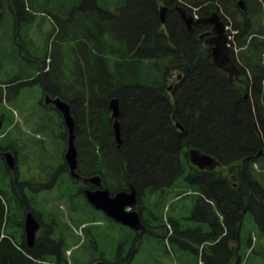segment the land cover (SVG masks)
<instances>
[{
    "label": "trees",
    "instance_id": "obj_1",
    "mask_svg": "<svg viewBox=\"0 0 264 264\" xmlns=\"http://www.w3.org/2000/svg\"><path fill=\"white\" fill-rule=\"evenodd\" d=\"M240 1L0 0V28L12 22L9 45L20 50L23 62L19 76L9 74L2 60L14 54L9 55V46L0 50V119L9 127L0 131V264H92L100 251L96 233L84 228L86 243L69 257L80 242L69 227L99 220L119 230L112 240L115 258L99 259L115 264L125 257L122 261L131 262L143 249L138 235L128 252L133 231L95 210L84 195V189L93 187L70 176L65 150L37 138L51 141L62 135L66 146L69 135L67 129L63 132L61 113L38 99L20 104L23 120L16 121L13 107L33 86L69 103L81 178L101 176L111 195L133 185L141 198L149 192L171 194L181 179L189 184L191 199L182 217L189 215L200 225L180 230L169 219L171 229L166 228L164 237L174 253L194 255L196 264H244L251 255L245 250H252L251 258L264 251L251 245L253 233L243 239L248 217L264 235V0H243L244 9ZM163 6L168 8L165 23ZM178 7L189 13L197 8L200 19L218 13L232 24L239 53L231 49L230 55L242 82L232 81L213 64L211 49L200 39L211 25H195L190 32ZM36 21L46 37L35 62L31 25ZM48 21L49 31L44 29ZM113 99L120 105V148L109 110ZM22 122L34 127V134ZM193 148L213 156L226 170H198L189 158ZM11 151L17 156L14 173L4 157ZM175 201L170 207L177 210ZM28 212L42 226L32 248L24 234L19 240L10 232L23 230Z\"/></svg>",
    "mask_w": 264,
    "mask_h": 264
},
{
    "label": "rangeland",
    "instance_id": "obj_2",
    "mask_svg": "<svg viewBox=\"0 0 264 264\" xmlns=\"http://www.w3.org/2000/svg\"><path fill=\"white\" fill-rule=\"evenodd\" d=\"M196 9L197 8H194V10H196ZM41 16L42 15H39L37 17V19L42 20ZM226 19H228V17H226ZM11 23L8 24L7 26H4L3 28L2 27L0 28V50H4V49L8 48V46H9L10 50H7V49L6 50L8 51L9 55L14 54V57L11 60H8L7 58H5L4 60H2V62H3L2 65L5 68L8 67V73L9 74H13L14 76H19L21 74V67L23 66V64H22L23 62L19 58L20 54H18V52L20 50L18 52L17 51L14 52V50L12 49V46L9 45V41H11V39L13 37L12 31L10 32ZM229 24H231V23H229ZM39 26L40 25H39L38 21L32 23V25H31V34H32L33 39L35 40L34 43H35L36 48H37V54L33 58L35 60V62L37 61L36 59L38 58L39 54H41L40 50H42V48H43V38L46 37V35L41 33V30H42V32H44L43 28L40 29ZM51 26H52V23L50 21H48L47 26H45L44 29L49 28L47 30V31H49L52 28ZM3 32H4V34L7 32L9 33V36L7 39H4ZM15 33H16V31H15ZM17 33H18V35H20V31H17ZM4 53H5V51H4ZM23 95H27V97L21 98L19 103L15 104L13 107L14 108V115H15L17 122H21L20 120H23L22 115H21V114H23V110H21L18 107L20 104H22V103L31 104V103L37 101L38 99L39 100L41 99L42 104H45L44 103V95H42L39 87H37V86H33L31 89L24 91ZM30 95H34L35 97L30 96ZM247 95H249V94H247ZM247 97H249V96H247ZM22 124L24 125V129L26 131L30 132L31 134H34V131L36 130L34 127L29 126V125L25 124L24 122H22ZM6 129H9V127H7L4 123V126L1 128V130L3 132V130H6ZM66 129L67 128L65 126V128H63V132H65ZM4 132H6V131H4ZM2 135H4V134H2ZM39 137L40 136H37L38 139H42L46 142H48V141L51 142L54 150H59V149L63 150V151L65 150L64 151V158H65V154H66V150H67V144L65 146L64 142L60 141L61 139L64 141V137L62 135L54 136L52 138L53 140L51 139V141L48 138V136L47 137L41 136V138H39ZM0 138H1V136H0ZM67 143H68V141H67ZM37 150H39V148H37ZM14 156H16V155H14ZM12 173H14V172H12ZM81 181L82 180H78L77 183L84 185V183ZM169 191L171 192V194L169 192H167V193L164 192L165 196H161L158 193L156 195H153V194L149 195L150 193H146V195H144L142 197L141 200H144L143 201L144 219L146 220V223L148 224V231L147 232H149V234L146 236L143 235V238H142L143 249L138 254H136V256L133 258V260L130 262V264H196V258L194 255H188L187 253H183L182 251H177L174 253L173 252V245L170 244L169 241H167L166 237H164L166 235V228L171 229L170 226H168L170 223V221H169L170 218H172L175 221L176 226H178L180 228V230H183L187 227L195 228V227H198L200 225L199 223H195L193 221L188 220L187 217H189V215H185L184 217H182V215H184V214L181 213L183 207L188 206L189 200L191 199V197L189 196L191 194V187L189 186V184H187L185 182H181L180 184L174 185L173 188L170 189ZM126 192H128V191H126ZM177 194H180V196H176ZM171 196L173 198H171ZM165 198H168V199H166V205L163 206V208L161 209L162 204H164ZM173 199H180V200H177V203L175 201L173 204V205H176L177 210L173 209L172 208L173 206L170 207V205H172V203H173L172 202ZM75 201L77 202V200H75ZM63 210H64V208H63ZM150 212H153V214ZM161 225H164V227H162ZM87 226L92 228V229H88V231L90 232V230H92L93 232H95L96 237L99 239L98 247H99L100 251H98L97 254L94 255L95 260H96V258L97 259L100 258V256H102V255L106 259H114L115 255H116V252H115L116 242H114L112 244V240L115 241V239L117 238V236L119 234V230L116 229L115 227H111L112 225L108 221H104V220H99V222H96V223L91 224V225L85 224L81 228L80 227H69L70 235L72 237H74L76 239V241H78L80 239V242H79V244L71 247L70 251L68 252V256L72 257L73 252L75 250L80 249V246L84 245L86 243L87 240L85 237V232H83V229L86 228ZM97 226H100V229H95V227H97ZM113 228L116 229V234H115V230ZM112 229L114 231H112ZM258 229L259 228L253 222V220H251L248 217L246 220L244 230H243V239H246L248 234L253 233L252 235L254 237H253L251 245L253 247L260 246L259 248H261V247H264V235H263V233L260 234ZM7 232H9V231H6L4 233H7ZM10 232L13 234L16 233V236L19 240H20V235L25 234L24 228H23V230L20 229L19 233L16 231H10ZM168 243L170 244V247H171V253L170 254L166 253V250H168ZM123 253H126V251L124 249H123ZM245 253H246V256L251 254L248 259L245 258V264H264V251L263 250H262L260 255L256 256L257 258H253V257L251 258L252 250H250V249L245 250ZM95 260L92 262V264L98 263V261H95ZM197 264H203V263L200 260L199 263H197Z\"/></svg>",
    "mask_w": 264,
    "mask_h": 264
},
{
    "label": "water",
    "instance_id": "obj_3",
    "mask_svg": "<svg viewBox=\"0 0 264 264\" xmlns=\"http://www.w3.org/2000/svg\"><path fill=\"white\" fill-rule=\"evenodd\" d=\"M173 1V0H171ZM242 9L245 8L243 0L239 2ZM168 8L163 6L160 10L162 22L165 23V15ZM181 18L190 32L194 30L195 25L208 24L212 26L209 33L200 36V39H205L204 43L211 49L213 64L219 69L226 72L232 79L234 75H239V71L232 62V58L227 47L228 37L225 30V25L222 22L218 13H213L208 18L194 20L193 16L185 8L178 7ZM180 78V77H179ZM45 105H53L62 115L64 123L68 130V143L65 154V160L68 164L70 175L75 180L82 179L84 184H89L95 189H85L84 194L88 203L96 210L103 212L108 218L116 223L128 227L135 232H144L145 226L142 223L141 217L136 211H131L129 208L136 203V188L131 185L129 192H119L115 196H111L107 188H103V180L101 176H94L89 178H81L78 174V150L76 147L75 135V120L72 115L69 103L60 99L52 98L45 95ZM109 110L111 112L113 122V130L116 143L120 148L122 141V126L120 122V105L118 99H113L110 102ZM176 126L181 131H184L183 126L176 121ZM3 127V121L0 119V130ZM263 151L260 152L262 154ZM4 157L8 168L14 172L16 169V160L12 152L4 153ZM190 162L193 166L201 171H212L219 167L221 163L211 155L202 153L198 149H190L189 151ZM41 229L40 222L36 219L33 212H28L24 219V233L28 247L32 248L37 239V234ZM96 264H104L98 262Z\"/></svg>",
    "mask_w": 264,
    "mask_h": 264
},
{
    "label": "flooded vegetation",
    "instance_id": "obj_4",
    "mask_svg": "<svg viewBox=\"0 0 264 264\" xmlns=\"http://www.w3.org/2000/svg\"><path fill=\"white\" fill-rule=\"evenodd\" d=\"M2 12H3V9L1 8V6H0V21H1V16H2ZM235 79V80H234ZM242 79H243V75L242 74H239V75H234L233 76V78L231 79L232 81H238V82H242ZM119 148V147H118ZM245 162V161H244ZM195 167V166H194ZM196 168V167H195ZM226 170V168H224L223 166H222V164L219 166V167H217V168H215L214 170H212V171H207V172H214V171H217V170ZM80 180H82V179H80ZM182 182V179L181 180H179V181H177L176 183H175V185H177V184H180ZM93 187V186H92ZM130 187H131V185H130ZM103 188H105V186L103 187ZM93 189H95V187H93ZM85 190V189H84ZM130 191V188L128 189V192ZM136 192H137V194H136V203L133 205V206H131L129 209L131 210V211H136V212H138V214L140 215V217H141V220H142V223L144 224V226H145V231H144V233L143 234H140V233H136L135 231H133V234H134V236H133V239L131 240V242H129V248H128V252H130L131 251V249H130V246L131 245H133V244H135V242H136V240H135V238H137V236L138 235H140V238L142 239L143 238V235H145L146 236V232L148 231V224L146 223V220L144 219V213H143V209H144V206H143V201L144 200H141L142 198H141V194L136 190ZM150 193V192H149ZM117 194V193H116ZM115 194V195H116ZM115 195H111V196H115ZM178 200V199H177ZM101 212V211H100ZM102 214H104L103 212H101ZM150 213H152L153 214V212H150ZM105 215V214H104ZM41 224V223H40ZM162 227H164V225H161ZM41 232V233H40ZM40 233V234H39ZM41 234H42V229H40V231L38 232V234H37V239H36V242H37V240H38V237H40L41 236ZM25 235V234H24ZM25 242H26V237H25ZM36 244V243H35ZM26 245H27V243H26ZM122 258H125V257H119L117 260H114V263L115 264H130V260H128V262H127V260L126 261H122ZM95 259H93V261H94ZM95 261H98V262H104V264H113V263H108V262H106L104 259H97L96 258V260Z\"/></svg>",
    "mask_w": 264,
    "mask_h": 264
},
{
    "label": "built area",
    "instance_id": "obj_5",
    "mask_svg": "<svg viewBox=\"0 0 264 264\" xmlns=\"http://www.w3.org/2000/svg\"><path fill=\"white\" fill-rule=\"evenodd\" d=\"M197 15H195V19H197ZM226 30L229 34V43H228V47L231 48V49H235V52H237V49H236V46H235V37H236V34L238 33L237 31H235L233 28H232V25L231 24H227L226 25Z\"/></svg>",
    "mask_w": 264,
    "mask_h": 264
}]
</instances>
